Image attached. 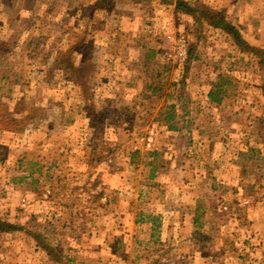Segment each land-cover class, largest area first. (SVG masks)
Returning a JSON list of instances; mask_svg holds the SVG:
<instances>
[{"label": "rangeland", "instance_id": "rangeland-1", "mask_svg": "<svg viewBox=\"0 0 264 264\" xmlns=\"http://www.w3.org/2000/svg\"><path fill=\"white\" fill-rule=\"evenodd\" d=\"M97 1L0 0V217L24 228L0 264H264L261 53L159 0ZM183 1L264 52V0Z\"/></svg>", "mask_w": 264, "mask_h": 264}, {"label": "trees", "instance_id": "trees-1", "mask_svg": "<svg viewBox=\"0 0 264 264\" xmlns=\"http://www.w3.org/2000/svg\"><path fill=\"white\" fill-rule=\"evenodd\" d=\"M162 2L163 5H170L174 6L175 9L179 12V14H182L183 16H188L194 18L195 21L197 22H203L207 21L209 22V26L213 30H219L226 35H228L231 40L234 42V44L241 48L243 51H247L251 53L253 56H257L258 53H261V58L264 59V52L258 51L257 49L251 47L249 44H247L244 39L242 38L239 30L229 21V19L222 15V14H217V13H212L211 14H203L201 17L198 15V11L192 9L187 3H185L183 0H159ZM113 7V0H98L96 3V8L97 9H102L106 11H110V9ZM71 50L67 52L68 57H70ZM86 66V65H85ZM58 67H60L61 70H68L72 71L73 73L75 72L77 76H79L78 82L82 86L83 90H88L87 86V81H83L82 78L80 77V69L76 67L75 65L71 64L69 60H61L58 63ZM224 85L223 84H216L212 87L211 91L208 94V98L210 102L214 105L221 106L226 98V92L224 91ZM169 98V97H168ZM160 117L163 118V120L167 124V129L171 132H177L179 131V127L177 125L178 121V116L176 115V112L171 109V111H168L164 114H160ZM254 151H249V156L248 160H254ZM161 218L155 217L153 215H146L145 220L142 221V224H147V225H152V231L155 234L159 231L161 227ZM24 230L23 227L13 225L9 222H6L1 219L0 217V232L2 233H8V232H16V231H21ZM34 239L38 242V238L34 236V234H31ZM158 235V233H157ZM155 235L153 234V237ZM40 240V239H39ZM42 244V242L39 241V245ZM45 245V244H43ZM44 251H46L49 255L53 256L55 255L53 253L52 248L48 245L43 246L42 248ZM57 257V256H56Z\"/></svg>", "mask_w": 264, "mask_h": 264}]
</instances>
